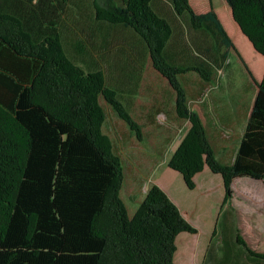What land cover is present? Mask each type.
Here are the masks:
<instances>
[{
	"label": "trees",
	"instance_id": "obj_1",
	"mask_svg": "<svg viewBox=\"0 0 264 264\" xmlns=\"http://www.w3.org/2000/svg\"><path fill=\"white\" fill-rule=\"evenodd\" d=\"M29 1L21 15L0 0V264H175L178 235L197 228L155 183L129 212L123 162L104 133L101 100L139 139L140 125L105 86L102 70H84L69 57L52 0ZM169 1L193 28L222 41L253 89L230 161L219 156L209 122L190 108L180 81L190 70L213 78L167 59L171 24L151 0H93V10L97 21L134 31L175 92L176 113L189 125L166 165L190 189L208 165L222 176L225 204L236 177L264 180V0ZM237 241L264 258L239 233Z\"/></svg>",
	"mask_w": 264,
	"mask_h": 264
},
{
	"label": "crops",
	"instance_id": "obj_2",
	"mask_svg": "<svg viewBox=\"0 0 264 264\" xmlns=\"http://www.w3.org/2000/svg\"><path fill=\"white\" fill-rule=\"evenodd\" d=\"M1 3L2 9L21 15L26 10V4L31 5L29 0H20V2L19 0H1ZM52 3L56 5V21L54 24L61 35L62 41L61 31L69 30L71 32L67 34V37L75 42L77 52L84 49L88 50L91 47L97 49V52L91 58L95 63V67H97L95 70H102L105 79L110 84L109 87L116 91L121 100L120 102L132 115V118L140 125L141 129L145 126L148 128L151 125L161 128L160 147L174 145L177 130L189 124L187 120L181 119L176 113L175 92L152 67L149 50L142 39L134 31L119 24H106L97 21L93 10V0H91L88 13L82 11L77 15L76 8L79 5L76 0H68L67 3H62L61 6L58 0H52ZM151 5L155 12L165 17L171 24V38L165 47L167 59L180 66L204 68L212 76V82H206L198 71L190 70L180 76V81L188 95L190 108L200 112L209 122L211 138L220 148L218 151L219 156L225 161H230L237 146L234 148V146H228L225 142L231 141H228V139L233 135L234 127L232 124L245 123V104L240 95L235 98L230 96V100H234L233 103H230L223 94H217L216 91H211V89L218 69L222 68L231 57L237 62L235 56L227 50V47L212 32L193 28L189 16L186 13H176L169 0H151ZM71 10H73V13H71ZM75 26L77 29H75ZM75 30L82 37H79L78 34L76 36ZM82 60L87 63V60ZM89 64L91 65V63ZM220 86L221 84H219ZM114 113L116 115L114 127L117 135L106 132L104 127L103 129L104 133L108 134L113 140L115 151L120 154L123 161L122 148L131 140V136L134 134H132L133 131L127 123L120 119L116 112ZM241 115L243 118H241ZM159 118H161V121L158 120ZM225 131L230 134L227 135V141H224L226 139L221 137L225 135ZM227 136L225 137L227 138ZM179 143L175 145V149ZM227 146L229 148H226ZM133 171L140 173L136 166ZM164 173H172V168L164 170ZM218 175L220 174L212 173L208 165H204L203 170L194 177L195 188L191 191H196L199 188V181L201 182L206 178L218 181V194L213 193L211 188L208 191L210 196L212 195L211 198H214L212 204V211L214 212L211 214L213 221L212 236L210 235L207 243L201 241L186 243L181 251L183 255L181 264H264V258L251 254L244 245L237 241L234 229L236 226L235 219L240 220L242 219L241 216L244 215L237 213L232 208H225L226 206L222 207V204L220 205L223 197H225V190L222 176L219 177ZM242 177H236L232 182V187ZM167 180H169L167 177L163 179L158 177V180H154V182L175 202L174 190ZM206 187L207 185L202 186V189ZM144 189L145 191L148 190L145 186ZM136 192L140 193L139 185ZM247 196L248 198L245 201L249 204L242 201L241 197L239 198L240 202L231 197L232 203L238 205L239 210L245 209L243 212L246 215L243 219L250 220L247 224L248 229L245 231L249 237L248 247L256 253L264 252V244H260L254 239L255 236H264V197H254L249 194ZM130 197V201L140 200L139 198L136 199L135 196ZM175 204L180 208L182 215L192 223L191 214L186 210V207L182 208L177 202ZM242 204H247L249 209H246V206L242 208ZM135 208L136 206L133 210ZM215 235L217 239L214 241L213 237ZM177 253L178 246L174 257L175 264H179Z\"/></svg>",
	"mask_w": 264,
	"mask_h": 264
},
{
	"label": "rangeland",
	"instance_id": "obj_3",
	"mask_svg": "<svg viewBox=\"0 0 264 264\" xmlns=\"http://www.w3.org/2000/svg\"><path fill=\"white\" fill-rule=\"evenodd\" d=\"M76 2L79 5V7L76 8V15L78 13H82V11L84 13L89 12V9L91 7V0H76ZM213 2L216 6H219L221 4V0H213ZM71 13H73V10H71ZM75 29H77V27ZM61 32L63 35V42L68 51L67 54L72 59V61H74L76 64L81 65L84 70L87 71L97 69V67H95L94 65L95 63L91 60L92 56H94V54L97 52V49L95 50L94 47H87L89 51L87 49H84L77 52L75 48V42L67 37V34L71 31L67 30ZM75 33L76 36L78 34L79 37H82L81 34L76 32V30ZM231 58H229L225 62L222 68L218 69L211 91H216L217 94H223L230 103L234 102V100H230L231 97L235 98L236 96L240 95L245 104L244 108L246 109L252 99L253 89L251 88V85L249 84L247 77L240 65ZM82 59L87 60V63L89 62L91 63V65L88 63V66L87 63ZM150 77H152V75H150ZM108 83V80L105 79L106 87H109L110 84ZM219 84H221L220 87ZM117 97L119 98L118 95ZM101 103L106 113L103 127L106 132L113 133L116 136L117 133L114 127V118L116 116L114 112L116 111L111 107L110 104L106 103L104 99L101 100ZM244 108L242 109L244 110ZM112 110H114V112H112ZM241 118H243L242 115ZM158 120L161 121V118H159ZM232 125L234 127L232 137H229L230 139H228L227 135L230 134L227 131H225V135L221 137L226 139L224 141H227V139L228 141L231 140L230 142L225 143L228 146H234L235 148L238 145V137L242 134L244 123L239 122ZM187 127L188 125H185L180 130H177V134H175L174 138V145L172 144L170 147H166V145H164V148L160 147V127L151 125L147 128V126H145V128H142L141 139L137 138L134 131L132 130V134L134 135L131 136V140H129L126 143L125 147L122 148V165L126 178L123 180L121 196L127 203L129 212H132L134 206H136V202L130 201V196H135L136 199L139 198L141 200L148 191H145L144 186L145 188L149 189L151 184L155 183L154 180H158V177H161L162 179L167 177L169 179L167 181L174 190L175 202L179 203L182 208L186 207V210H188L191 214L192 223H190L194 225L195 228H197V233L183 231L178 235L176 244L178 246L177 261L179 264H181V258H183L181 252L182 247L185 246L186 243H189V241H201L207 243L209 241V237L212 234L211 228L213 226L211 214L214 212L212 211L214 198H211L212 195L210 196V192L208 193V191H210L211 188V190H213V193L218 194V181L215 179L206 178L201 182L199 181V188L196 191H191V189L186 186L185 182L183 181L184 179L179 172L172 169V173H164V170L170 168L166 165L167 160L170 157L171 153L174 151L175 145L179 143L182 135L186 132ZM133 136H135L136 138H134ZM225 136H227V138ZM228 146L226 148H229ZM135 166L139 169L140 173H136L133 171V168ZM218 176L220 177V175ZM263 183L264 180H255L250 176H243L233 184V187L231 183L232 197H234L235 201L240 202L242 200L245 203L249 204V202L245 201V199L248 198L247 194L253 195L254 197H264ZM138 185L140 186V193L136 192ZM201 185L203 187L207 185L208 188L206 187L202 189ZM221 204L222 207L226 206L225 208H232L237 213L244 216L246 215L243 212L245 211V209L239 210V206L232 203V198H230V200L225 204H223L222 200V203H220V205ZM245 206L246 209H249V207L247 208V204L241 205L242 208H244ZM244 216H241L242 219L240 220L235 219L236 226L234 229L236 231V236L239 233L246 242H249V237L245 233V231H247L248 229L247 224L250 220H244ZM215 237L216 235L213 237L214 241L217 239V237ZM254 239L257 240L260 244H264V236H255Z\"/></svg>",
	"mask_w": 264,
	"mask_h": 264
}]
</instances>
